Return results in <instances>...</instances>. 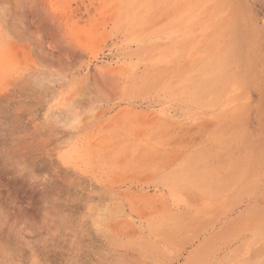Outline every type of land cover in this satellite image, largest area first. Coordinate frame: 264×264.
I'll list each match as a JSON object with an SVG mask.
<instances>
[{
    "label": "rangeland",
    "instance_id": "obj_1",
    "mask_svg": "<svg viewBox=\"0 0 264 264\" xmlns=\"http://www.w3.org/2000/svg\"><path fill=\"white\" fill-rule=\"evenodd\" d=\"M0 264H264V0H0Z\"/></svg>",
    "mask_w": 264,
    "mask_h": 264
}]
</instances>
